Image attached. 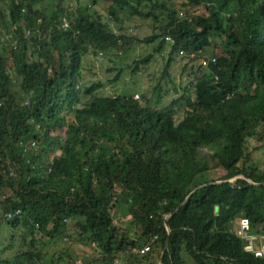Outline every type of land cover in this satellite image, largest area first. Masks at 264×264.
I'll return each instance as SVG.
<instances>
[{
    "label": "trees",
    "instance_id": "16d2710c",
    "mask_svg": "<svg viewBox=\"0 0 264 264\" xmlns=\"http://www.w3.org/2000/svg\"><path fill=\"white\" fill-rule=\"evenodd\" d=\"M65 1L0 0V224L29 228L33 264H79L68 245L42 250L74 231L95 244L87 264H157L166 239L161 264H185L183 253L196 264H264L237 233L243 215L264 232V0ZM133 15L151 20L149 34L129 31ZM141 40L153 51L130 71L160 52V79L177 94L168 103L153 106L148 87L134 97L83 84L86 53H127ZM177 57L187 59L184 85L169 70ZM162 89L171 93L159 80L158 100ZM120 204L125 223L113 219ZM154 234L149 250L132 249Z\"/></svg>",
    "mask_w": 264,
    "mask_h": 264
},
{
    "label": "rangeland",
    "instance_id": "374dc122",
    "mask_svg": "<svg viewBox=\"0 0 264 264\" xmlns=\"http://www.w3.org/2000/svg\"><path fill=\"white\" fill-rule=\"evenodd\" d=\"M84 1V0H83ZM90 1V0H85ZM181 0H175L177 6L180 5ZM67 5H73L76 3V0H66ZM127 24H139L137 28H131L129 30L132 34H138V37H144L151 31V20L148 18L146 20H141L137 15L130 17V20H125ZM140 22L142 25H140ZM169 50V46L166 47L165 52ZM153 51V41L147 43L146 41H133L130 44V50L127 53H114L110 52L108 54H91L86 53L84 55V60L82 63V75H83V84H89L94 80H101L104 85L96 91L97 95H110L114 93L125 92L126 94H133L134 97H141V92L144 88L149 89V95L151 96L150 103L155 107H161L168 103L170 99L177 95L175 92H172V82L168 80V84H165L164 79H160L162 74V67L164 64V58L160 52H155L152 59L141 65V69L135 73H132L130 68L133 66V59L140 56H144L146 53ZM117 54V55H116ZM176 65L170 66L169 70L174 76L176 83L184 81V85L189 76V68L181 73L180 69L187 59H181L177 57ZM121 67L122 70L119 71L118 68ZM119 73V77L113 82L109 81L110 78L116 76ZM191 75V74H190ZM160 80L164 89L169 88L171 93L164 94L165 90L162 89L161 94L163 98L158 100L157 90H153V86L157 85V82ZM184 102L180 104L179 111L177 116L181 117L183 112ZM264 156L262 152H255L256 157ZM15 170L14 167L10 170ZM218 174L224 172L222 167L216 169ZM7 194H12V191L9 188H5L2 193V196ZM119 206V205H118ZM16 209V208H15ZM10 210V209H8ZM12 210V209H11ZM126 208L124 205L119 206V209L113 211V219L115 222H126L127 217L125 216ZM234 223V222H233ZM71 229V228H70ZM74 231V229L70 232ZM40 233H36L39 236ZM31 231L27 226H25L21 221L16 226H12L3 221L0 224V260L9 259L18 262L19 264H33V261L27 258L24 252L32 250L30 244L31 241ZM65 239H57L56 243L53 244L47 243L42 246L44 252H52L58 247H64L68 245L69 247L66 251L73 256L79 264H87L91 262V258H96L97 250L95 249V244L87 243L82 241L77 237V232L74 231L73 235L64 236ZM63 241H67V244ZM71 244V245H70ZM98 249V248H97ZM183 256L186 260L185 264H196L194 260L187 254L183 253ZM118 258V257H117ZM119 259V258H118ZM121 261V260H120ZM158 258L156 259V262ZM95 263L101 264V261H96Z\"/></svg>",
    "mask_w": 264,
    "mask_h": 264
},
{
    "label": "built area",
    "instance_id": "2783aa9c",
    "mask_svg": "<svg viewBox=\"0 0 264 264\" xmlns=\"http://www.w3.org/2000/svg\"><path fill=\"white\" fill-rule=\"evenodd\" d=\"M64 27H67V20L64 18L63 24ZM169 38V35L165 36ZM35 141L32 140L31 144H34ZM23 151L28 149L27 144H23ZM14 173V170H9V174ZM3 217L5 219L11 218L14 215L20 213V208L12 209V210H3ZM238 235L244 240L243 248L246 251L252 252L255 256H260L264 258V232L258 233L250 230V222L247 216H241L238 220L237 227ZM156 234L150 237L149 240L143 242L140 246H135L132 249L134 251L146 252L150 248V243L155 240ZM78 263V262H77ZM114 264H121L120 259L115 257L113 259Z\"/></svg>",
    "mask_w": 264,
    "mask_h": 264
},
{
    "label": "water",
    "instance_id": "95a60500",
    "mask_svg": "<svg viewBox=\"0 0 264 264\" xmlns=\"http://www.w3.org/2000/svg\"><path fill=\"white\" fill-rule=\"evenodd\" d=\"M226 180L232 181V178H229V179H219V180H215V181H213V182H221V181H226ZM250 182H253V181H250ZM201 185H202V184H199V185H197L196 187H199V186H201ZM196 187H195V188H196ZM195 188H194V189H195ZM194 189H192V190H191V191L185 196V198L183 199V201L180 202V204L174 209L173 212H175V211L180 207V205L183 204V203L187 200V198L190 196V193H191ZM170 214H171V213H168V214L164 217V223H165V227H166L168 233L170 232V227H169V225H168V216H169ZM167 241H168V239H166V241H165V243H164V246H163V248H162V250H161V252H160V256H159V258H158L157 264H161L160 259H161L162 255H163L164 250H165L166 247H167Z\"/></svg>",
    "mask_w": 264,
    "mask_h": 264
},
{
    "label": "clouds",
    "instance_id": "9594fccd",
    "mask_svg": "<svg viewBox=\"0 0 264 264\" xmlns=\"http://www.w3.org/2000/svg\"><path fill=\"white\" fill-rule=\"evenodd\" d=\"M167 35H169V34H167ZM166 36V35H165ZM166 38V37H165ZM172 39V37H171V35H169V38H166V40H171ZM27 101V100H26ZM35 141V140H34ZM35 144V143H34Z\"/></svg>",
    "mask_w": 264,
    "mask_h": 264
}]
</instances>
